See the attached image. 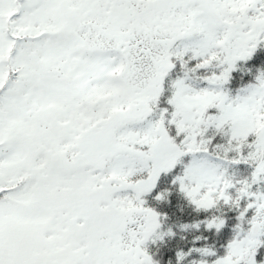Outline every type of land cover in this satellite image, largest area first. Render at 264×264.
Returning <instances> with one entry per match:
<instances>
[{"label":"snow or ice","instance_id":"6c2138e0","mask_svg":"<svg viewBox=\"0 0 264 264\" xmlns=\"http://www.w3.org/2000/svg\"><path fill=\"white\" fill-rule=\"evenodd\" d=\"M0 264H264V0H0Z\"/></svg>","mask_w":264,"mask_h":264}]
</instances>
